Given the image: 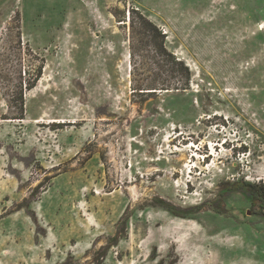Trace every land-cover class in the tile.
<instances>
[{
	"label": "rangeland",
	"instance_id": "rangeland-1",
	"mask_svg": "<svg viewBox=\"0 0 264 264\" xmlns=\"http://www.w3.org/2000/svg\"><path fill=\"white\" fill-rule=\"evenodd\" d=\"M246 183L264 0H0V264H264Z\"/></svg>",
	"mask_w": 264,
	"mask_h": 264
},
{
	"label": "trees",
	"instance_id": "trees-1",
	"mask_svg": "<svg viewBox=\"0 0 264 264\" xmlns=\"http://www.w3.org/2000/svg\"><path fill=\"white\" fill-rule=\"evenodd\" d=\"M150 25L154 28V30L159 32V29H157L158 27L156 25H154L153 23H150ZM159 33H160L161 36H163V37L165 36L164 34L161 33V31ZM162 47L164 48V50H166L167 55L171 58V62L176 63V66L179 67V71L181 70L180 71V72H182L181 75L185 79V80L183 79V81L185 82L184 86H189V84L191 82V79H192V74H191V71H190L189 67L184 62L177 61V59H175L174 55L172 53H170L167 49H165L164 44H162ZM34 87L35 86L33 85L31 87V89L34 88ZM183 89H186V87L183 88ZM152 94H154V93H152ZM244 187H247V188L250 189V191L252 193V197H253V203L256 202V200L258 202V200H259L258 197H261L262 198L261 200H263L261 203L264 204V188L263 187H261V186L258 187L256 185H252L250 183H246L244 185ZM261 203H258L260 207L262 205Z\"/></svg>",
	"mask_w": 264,
	"mask_h": 264
},
{
	"label": "built area",
	"instance_id": "built-area-1",
	"mask_svg": "<svg viewBox=\"0 0 264 264\" xmlns=\"http://www.w3.org/2000/svg\"><path fill=\"white\" fill-rule=\"evenodd\" d=\"M162 32H163L164 34H166V33H167V31H166L165 29H162Z\"/></svg>",
	"mask_w": 264,
	"mask_h": 264
},
{
	"label": "bare ground",
	"instance_id": "bare-ground-1",
	"mask_svg": "<svg viewBox=\"0 0 264 264\" xmlns=\"http://www.w3.org/2000/svg\"><path fill=\"white\" fill-rule=\"evenodd\" d=\"M262 28V27H261Z\"/></svg>",
	"mask_w": 264,
	"mask_h": 264
}]
</instances>
